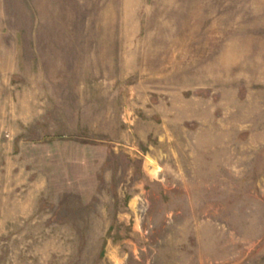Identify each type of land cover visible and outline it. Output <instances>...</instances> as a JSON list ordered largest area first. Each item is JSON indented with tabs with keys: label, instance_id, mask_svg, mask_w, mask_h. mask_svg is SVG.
Listing matches in <instances>:
<instances>
[{
	"label": "rangeland",
	"instance_id": "obj_1",
	"mask_svg": "<svg viewBox=\"0 0 264 264\" xmlns=\"http://www.w3.org/2000/svg\"><path fill=\"white\" fill-rule=\"evenodd\" d=\"M0 264H264V0H0Z\"/></svg>",
	"mask_w": 264,
	"mask_h": 264
}]
</instances>
